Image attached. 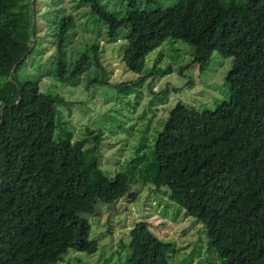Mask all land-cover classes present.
<instances>
[{
  "label": "trees",
  "instance_id": "obj_1",
  "mask_svg": "<svg viewBox=\"0 0 264 264\" xmlns=\"http://www.w3.org/2000/svg\"><path fill=\"white\" fill-rule=\"evenodd\" d=\"M31 1L0 0V11L19 17L14 31L0 25V41L9 32L19 43L29 41L34 31L33 10L27 8ZM157 1L126 0L119 10L101 0H74L69 10L51 4L42 13L53 39L50 78L75 86L84 75L86 89L102 74L104 83L100 32L106 43L125 41L120 61L136 73L148 53L167 39L179 40L191 47L190 64L198 72L207 68L212 53L232 59L223 77L227 99L200 111L177 102L152 151L209 148L242 125L264 133V40L248 27L253 21L264 29V0H167L149 11L137 7ZM77 18L86 35L71 54ZM20 65L11 69L0 60V264H56L68 250L93 255L97 244L88 239L90 227L82 215L95 214L96 203L132 201L135 195L120 176L108 177L97 168L92 149H83L85 140L75 142L68 132L54 134L56 107L64 100L40 93L34 80L19 81L15 70ZM237 165L264 178V167L251 159L221 160L196 179L168 182L167 197L186 215L192 202L205 211L200 224L219 264H264V196L246 201L226 197L215 205L203 197L204 186L221 168ZM126 235L125 264H170L165 253L172 244L145 223H134Z\"/></svg>",
  "mask_w": 264,
  "mask_h": 264
},
{
  "label": "rangeland",
  "instance_id": "obj_2",
  "mask_svg": "<svg viewBox=\"0 0 264 264\" xmlns=\"http://www.w3.org/2000/svg\"><path fill=\"white\" fill-rule=\"evenodd\" d=\"M72 1L32 0L27 5L33 10L32 36L27 43H19L9 32L0 41V60L11 69L21 61L15 70L19 81L34 80L40 93L55 94L64 100L56 107L54 134L68 132L75 142L85 140L83 149H92L97 168L108 177L120 176L135 198L130 201L124 197L111 205L96 203L95 214L82 215L90 227L88 239L97 244L96 252L87 256L68 250L56 264H125L126 234L136 222L145 223L158 238L172 244L165 253L170 264H219L215 252L207 246L200 224L205 211L192 202L190 213L184 214L168 200L166 184L196 179L214 170L221 160L251 159L264 167V133L249 125L238 126L226 140L194 151L167 148L156 153L152 144L168 110L177 102L200 111L212 110L227 99L223 77L232 59L212 53L207 68L198 72L190 64L191 47L167 39L144 57L141 71L136 73L126 70L120 61L125 41L120 38L106 43L100 32L98 46L100 64L105 69L104 83L100 84L101 74L86 89L84 75L78 85L60 84L49 76L53 39L42 13L58 2L69 10ZM101 1L109 2L111 10H119L126 2ZM166 4L167 0H158L137 7L149 11ZM18 21L19 17L0 11L1 26L14 31ZM82 21L76 19L79 31L72 40L71 54L86 35L81 30ZM248 27L264 40V29L253 21ZM164 90L166 93H161ZM254 195L264 196V178L243 165L221 168L203 188V197L211 205L226 197L246 201Z\"/></svg>",
  "mask_w": 264,
  "mask_h": 264
}]
</instances>
